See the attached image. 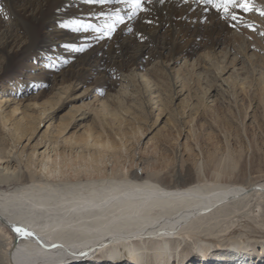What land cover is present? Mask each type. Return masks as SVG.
Masks as SVG:
<instances>
[{
	"label": "bare ground",
	"instance_id": "1",
	"mask_svg": "<svg viewBox=\"0 0 264 264\" xmlns=\"http://www.w3.org/2000/svg\"><path fill=\"white\" fill-rule=\"evenodd\" d=\"M260 1L251 0V5L258 9ZM145 7L148 12L129 20V9L118 0L103 5H87L84 0H0V81L22 85L26 77H40L47 67L55 73L54 83L78 80L109 89V72L128 70L134 76L145 61L162 64L193 51H211L234 28L230 18H219L214 9L203 13V5L193 0H166L164 5L145 0ZM117 10L125 16L124 23L115 25L111 39H97L104 25L113 23ZM230 11L237 15V26L244 12ZM205 17L206 23L199 22ZM145 18L158 23H145ZM72 20L94 28L85 32L59 26ZM127 28L133 31L125 33ZM141 32L143 42L136 35ZM0 124L17 139L18 125L7 124L5 115H0ZM98 147L115 152L121 146L106 140ZM219 159L209 158L193 168L181 164L179 171L166 175H143L124 168V163H115L106 173L103 151L96 156L61 155L54 143H47L36 162L29 160L31 169L21 165L0 131V264H85L76 262L85 257L99 262L103 253L113 263L127 259L132 264H210L208 259L201 262L209 253L206 243L194 247L203 257L194 260L176 235L191 232L199 240L215 238L224 229L204 233L200 225L245 207L253 197H264V180L255 184L251 176L238 173L239 160L230 151ZM123 224L133 228L116 231ZM17 226L32 235H17L12 231ZM238 243L231 247L234 252L245 249ZM82 251L87 255H73ZM231 259L240 264L237 256ZM255 261L264 264L262 259Z\"/></svg>",
	"mask_w": 264,
	"mask_h": 264
},
{
	"label": "rangeland",
	"instance_id": "2",
	"mask_svg": "<svg viewBox=\"0 0 264 264\" xmlns=\"http://www.w3.org/2000/svg\"><path fill=\"white\" fill-rule=\"evenodd\" d=\"M263 2H258L262 7L258 9H264ZM254 6L243 13L229 38L211 51H193L162 64L145 61L134 76L128 70L109 72V89L78 80L54 83L55 73L47 67L40 77H26L22 85L0 81V115H5L7 124L18 125L20 134L16 140L11 138L1 124L0 131L21 165L31 169L29 160L35 161L47 143H54L61 155L96 156L103 151L106 173L115 163H124V168L143 175L171 174L181 164L193 168L230 151L239 160L235 170H242L238 173L251 176L255 184L263 181L264 15ZM158 34L163 40V29ZM106 140L121 147L115 152L98 147ZM94 142L95 146L90 145ZM122 226L116 231L133 228ZM198 229L204 233L224 230L203 240L191 232L173 237L181 248H190L194 260L203 258L194 247L204 242L209 253L202 263L208 259L210 264H237L231 258L242 253L240 264L250 258L255 259L249 264H258L256 259L264 260V251H258L264 248V197H253L245 207L213 217ZM238 242L246 250L234 252L231 247ZM102 257L99 262L85 257L76 263L132 264L127 259L113 263L104 253Z\"/></svg>",
	"mask_w": 264,
	"mask_h": 264
},
{
	"label": "snow or ice",
	"instance_id": "3",
	"mask_svg": "<svg viewBox=\"0 0 264 264\" xmlns=\"http://www.w3.org/2000/svg\"><path fill=\"white\" fill-rule=\"evenodd\" d=\"M113 0H84V3L87 5H103L106 3H112ZM118 2L123 3L129 11L126 13V17L129 20H132L137 17L138 13L139 14H144L148 12V9L145 7V0H118ZM153 0H147L148 4H151ZM185 4L188 3V0H183ZM193 2L198 3L200 5H203L202 12L207 13L209 9H214L216 15L221 18V19H227L230 18L233 21V24L231 25L232 27H236V21H237V15L235 11H230L235 10V9H242L244 13H247L252 10V5H251V0H193ZM158 3L161 5H164L166 3V0H158ZM59 11V9H57ZM260 11L261 15H264V9H258ZM150 17V13H149ZM125 20V16L120 15V11L117 10L115 13V17L113 19V23L111 24H105L104 25V30L100 36L97 37V39L107 37L109 39L112 38V33L116 31L115 25L117 23L123 24ZM145 23H158V21H155L151 18H145L144 20ZM199 22L201 23H206L207 18L205 17L204 19L200 20ZM60 27L62 28H68V27H74L76 31H87L89 28H94V26L90 23H85L83 21L79 20H72L71 23L68 22H63L59 24ZM97 33H100L101 30L99 28L94 29ZM127 31L132 32V28H128ZM138 38L143 42L146 40V37L144 34L137 33L136 34ZM261 35H264V33H261ZM78 51H83L84 47L82 46L81 48L77 49ZM12 231H14L17 235H22V236H30L32 235L31 232L26 231L22 227H13ZM55 246V245H54ZM73 255H79L81 257H84L87 255V252H80V253H73ZM234 255L237 256V258H240L242 253H234Z\"/></svg>",
	"mask_w": 264,
	"mask_h": 264
}]
</instances>
